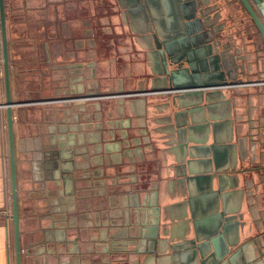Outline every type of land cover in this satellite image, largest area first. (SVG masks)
<instances>
[{"label":"crops","instance_id":"crops-1","mask_svg":"<svg viewBox=\"0 0 264 264\" xmlns=\"http://www.w3.org/2000/svg\"><path fill=\"white\" fill-rule=\"evenodd\" d=\"M128 2L121 15L116 0H5L21 246L34 255L23 253V264H107L108 251L137 249L136 234L150 209L134 198L141 191L134 190L131 173L132 160L147 148L136 141L143 127L162 138L155 166L164 197L161 217L168 238L181 246L178 252L166 246L156 254L125 252L117 258L127 255L128 264H164L170 254L177 258L169 257L168 264H199L184 255L188 251L182 241L192 236L195 223L207 228L227 222L217 217L223 209L239 216L228 222L225 241L238 246L257 236L264 245V228L256 227L245 188L249 179L264 187V162L252 152L255 134L249 129L251 113L264 120V110L254 111L249 103L252 98L259 106L264 100L259 85L210 88L209 98L182 100L195 116L196 109L200 113L180 134L170 130L167 120L171 97L155 98L146 114L141 93L125 97V106L111 102L102 114L95 108L101 97H83L94 94L107 74L109 88L123 81L129 87L130 79L145 76L163 83L165 69L154 54V36L172 38L176 25L169 23L162 0H142L137 7L134 0ZM52 97L67 99L38 101ZM6 100L0 25V264H16ZM186 177L190 182L181 183ZM221 188L226 202L217 192ZM258 210L263 214L264 199ZM237 221L246 233L240 242ZM235 249L230 246L229 255Z\"/></svg>","mask_w":264,"mask_h":264},{"label":"water","instance_id":"water-1","mask_svg":"<svg viewBox=\"0 0 264 264\" xmlns=\"http://www.w3.org/2000/svg\"><path fill=\"white\" fill-rule=\"evenodd\" d=\"M129 0H116L119 7L122 8L123 2L128 3ZM142 0H134L135 7L141 4ZM166 7L168 21L171 25H176V29L172 30L174 37H163V35L154 36V46L157 48L154 54L162 59L164 64L165 74L162 76L163 83L157 84L153 81L154 78L145 76L138 79H130L129 87H125L123 81L118 88H109L112 83L110 74L102 77V84L97 83V89L94 94L86 93L83 97H101L98 107H95L97 113L101 114L106 108L111 106V102L117 101L118 104L125 106V97L132 98L136 93L144 95L143 104L145 114L152 106L155 98L160 96L168 99L173 98L168 102L169 115L168 122L173 125L170 130H176L177 133L182 132V128L196 123L200 113L196 109L197 115H194V110L186 109L181 104L186 98L204 99L211 96L208 89L219 87L218 90L234 89L237 85L244 87L257 86L260 92V98L264 97V0H162ZM215 2V5H214ZM127 13V12H126ZM129 13V11H128ZM129 18V17H127ZM0 25L2 33L3 59H4V74L6 85V108L7 119L10 136V162H11V181H12V197H13V220L15 231L16 245V264H23V253L33 257L31 249L23 250L21 246L20 232V214L18 202V184H17V168L15 155V137L13 129V102L11 100V85H10V62H9V47L7 35V11L5 0H0ZM151 47V46H150ZM241 53V55H239ZM97 68V63H96ZM131 76V75H129ZM93 78H98L97 70L93 74ZM127 82V81H126ZM103 86V88H100ZM220 93H223V92ZM114 95H123V98L118 99ZM173 96V97H172ZM182 96V97H180ZM82 97V96H77ZM122 97V96H121ZM256 97V96H254ZM74 97L68 98L73 99ZM151 98V100H150ZM67 98H43L38 101H58ZM139 99V98H138ZM250 98L249 103L254 111L261 112L264 110V100L259 101L260 105L256 106V102L252 103ZM134 100V99H129ZM254 101V100H253ZM239 104V102H238ZM237 104V107H238ZM255 104V106H254ZM256 109V110H255ZM238 120V118H237ZM242 120V119H240ZM176 127V129H175ZM241 124H238L237 131L241 132ZM249 129L252 134H255L254 144L252 142V152L255 155H260L264 162V120L250 115ZM138 134L140 138L136 141L145 142L147 148H143L142 156L137 159L134 157L131 170L133 175L132 180L136 188L139 190L134 194L140 203L150 206L149 216L144 221L143 225L138 228L136 239H139L137 249L128 250L132 255H141L143 253H159L164 252L165 247L169 246V251L178 252L181 246H175L172 238H168V230L161 217V209L164 197L159 190V176L157 156L161 157V150L158 143L162 138H154L147 127ZM138 139V140H137ZM258 147L263 151L258 152ZM259 172V168H257ZM260 174V172H259ZM261 179L264 181V174L261 173ZM190 182V178L181 179V183ZM214 183V181H213ZM209 187H213L212 179H209ZM223 188V187H222ZM222 188L218 189L224 202H226L225 193ZM246 195L248 196L249 210L254 218L257 229L262 230L264 225V212L259 214L258 204L264 199V187L262 183L255 184L253 179L246 182ZM148 190L149 192H142ZM152 190V191H150ZM191 191V188L189 189ZM240 191L238 190V193ZM237 193V192H236ZM255 200L256 203L255 204ZM144 213L146 212L143 210ZM261 215V217H259ZM218 218H224L227 222L218 221L210 227H199L195 223L192 236L185 238L182 241L184 250L188 251L184 255H191L198 260L199 264H264V245H261L260 238L257 236L244 244H230L225 241L228 235V228L231 227L230 220L236 221V217L226 213L223 209L219 213ZM233 218V219H232ZM241 218V217H240ZM261 218V219H260ZM231 222V221H230ZM233 223V222H232ZM262 223V224H261ZM234 227V224H232ZM237 221V236L240 242L241 237L246 238L244 225L238 228ZM250 233H252V229ZM249 233V234H250ZM264 238V233L262 234ZM237 241V242H238ZM227 242L229 245H226ZM238 242V243H239ZM148 247H144L145 244ZM223 243V244H222ZM156 244L159 249L156 251ZM230 246L235 250L229 255ZM251 248L254 249L251 251ZM124 251V250H123ZM120 250L108 251L107 264H113L114 261H119L120 264H128L129 257L126 255L123 258L118 254H125ZM253 253H255L253 255ZM115 254L112 259L111 255ZM175 260L176 255H168L164 264H168L167 260ZM159 259V263H160ZM171 264V262H170Z\"/></svg>","mask_w":264,"mask_h":264}]
</instances>
